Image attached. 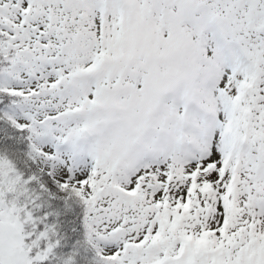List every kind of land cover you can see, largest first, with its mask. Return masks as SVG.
<instances>
[{"label":"snow or ice","instance_id":"obj_1","mask_svg":"<svg viewBox=\"0 0 264 264\" xmlns=\"http://www.w3.org/2000/svg\"><path fill=\"white\" fill-rule=\"evenodd\" d=\"M0 264H264V0H0Z\"/></svg>","mask_w":264,"mask_h":264}]
</instances>
